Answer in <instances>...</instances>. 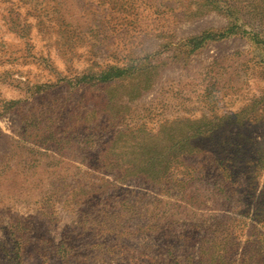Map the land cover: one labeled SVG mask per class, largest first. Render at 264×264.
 <instances>
[{
  "label": "rangeland",
  "instance_id": "1",
  "mask_svg": "<svg viewBox=\"0 0 264 264\" xmlns=\"http://www.w3.org/2000/svg\"><path fill=\"white\" fill-rule=\"evenodd\" d=\"M0 264H264V0H0Z\"/></svg>",
  "mask_w": 264,
  "mask_h": 264
}]
</instances>
